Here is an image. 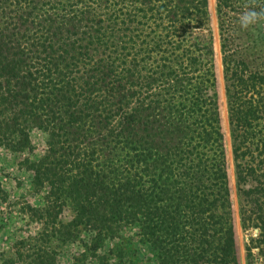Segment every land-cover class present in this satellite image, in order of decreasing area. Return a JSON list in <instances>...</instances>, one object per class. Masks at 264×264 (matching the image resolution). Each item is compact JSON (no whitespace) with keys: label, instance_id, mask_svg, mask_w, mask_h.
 <instances>
[{"label":"trees","instance_id":"obj_1","mask_svg":"<svg viewBox=\"0 0 264 264\" xmlns=\"http://www.w3.org/2000/svg\"><path fill=\"white\" fill-rule=\"evenodd\" d=\"M215 1L247 264L252 247L264 264V21ZM220 103L208 0H0V146L40 195L0 264H58L53 240L73 264H239Z\"/></svg>","mask_w":264,"mask_h":264},{"label":"rangeland","instance_id":"obj_2","mask_svg":"<svg viewBox=\"0 0 264 264\" xmlns=\"http://www.w3.org/2000/svg\"><path fill=\"white\" fill-rule=\"evenodd\" d=\"M209 1L210 27L213 37V46L215 59L217 62V74L220 88V108L223 124L224 140L228 157V172L231 184L232 203L235 213L236 240L238 248L239 264H247V248L251 245L250 239L257 235L254 228L243 229L240 224L238 213V196L236 194V185L234 179V165L231 154L229 125L227 120V107L224 92L223 68L221 64V55L219 49L218 24L216 16V1ZM30 139L34 146L32 156L35 157L42 153L46 136L39 130H30ZM19 157L0 146V254H7L10 250L14 252L16 247H20V239L30 237L38 229L37 223L32 221L21 211L26 203L35 204L40 195L34 191L30 185V174L22 165H19ZM69 212L67 209L61 213V219L66 220ZM27 242V251L24 252V258L28 259L31 250L35 248L34 240ZM52 247L57 251L58 264H73V258L81 251L77 244H63L58 240L52 241ZM29 247V248H28ZM141 259L147 254L144 248H141ZM254 264H259L261 258L258 255L256 247L251 249Z\"/></svg>","mask_w":264,"mask_h":264},{"label":"clouds","instance_id":"obj_3","mask_svg":"<svg viewBox=\"0 0 264 264\" xmlns=\"http://www.w3.org/2000/svg\"><path fill=\"white\" fill-rule=\"evenodd\" d=\"M260 21H264V6H259L256 0H249L244 10L239 14L240 26L247 29Z\"/></svg>","mask_w":264,"mask_h":264},{"label":"water","instance_id":"obj_4","mask_svg":"<svg viewBox=\"0 0 264 264\" xmlns=\"http://www.w3.org/2000/svg\"><path fill=\"white\" fill-rule=\"evenodd\" d=\"M255 231H257V230L255 229Z\"/></svg>","mask_w":264,"mask_h":264}]
</instances>
